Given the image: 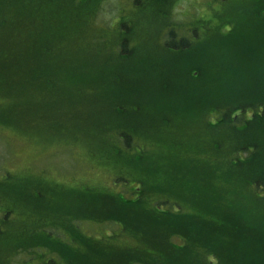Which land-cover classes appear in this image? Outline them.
I'll return each instance as SVG.
<instances>
[{
  "label": "trees",
  "instance_id": "trees-1",
  "mask_svg": "<svg viewBox=\"0 0 264 264\" xmlns=\"http://www.w3.org/2000/svg\"><path fill=\"white\" fill-rule=\"evenodd\" d=\"M111 1L0 0L2 121L36 120L53 135L71 125L78 138L83 133L73 129L80 123L79 113L84 114L81 121L98 113L105 89L107 96L123 90L126 98L143 89L145 83L137 79L140 71L151 70L152 90L163 97L181 93L176 88L182 87L185 98L163 103L166 113L146 130L98 118L92 127L85 123L99 145L92 144L91 155L100 164H113L115 181L123 185L122 191L102 198L106 206L100 209L106 216L97 219L111 223L110 243L115 236L138 239L122 249L133 253L128 263H122V254L116 253V260L106 256L107 247L96 243L95 252L85 258L99 256L95 264H172L182 256V264H233L239 253L232 239L248 232L238 229L244 222L239 215L242 204L253 198L264 205V0H246V7L233 14L229 7L225 13L219 10L226 0H215L214 5L206 4L212 16L192 13L186 19H178L174 11L177 0ZM152 26L154 45L149 48ZM124 71L132 77H124ZM6 96L9 106L1 109ZM126 98H116L106 112L126 113ZM188 125L197 126L189 127L199 131L195 141L181 133ZM153 138L167 143L153 150ZM136 166L141 171H134ZM6 194L0 187V234L8 236L15 218L10 216L13 207L3 204ZM88 198L65 201L98 208ZM208 203L219 206L215 210L220 218L205 212L210 211ZM57 223L52 227H67ZM45 226L40 229L47 237L30 243L11 237L6 239L7 250L16 258L18 251H25V264H32L45 249L53 254L54 236ZM77 230L79 226L70 227L72 239H80ZM225 232L228 247L216 251L214 244ZM206 236L213 245L202 244ZM56 251L67 263L81 254L74 248ZM18 259L15 264L21 263ZM52 259H40L39 264H55Z\"/></svg>",
  "mask_w": 264,
  "mask_h": 264
},
{
  "label": "rangeland",
  "instance_id": "rangeland-1",
  "mask_svg": "<svg viewBox=\"0 0 264 264\" xmlns=\"http://www.w3.org/2000/svg\"><path fill=\"white\" fill-rule=\"evenodd\" d=\"M118 1L112 0L111 2L117 3ZM229 2L230 0L228 2L226 0L225 6H221L219 10L225 13V11L227 12L225 7H229L233 14L239 12L238 9L242 10L246 7V0H232L231 2L233 3ZM215 3V0H177L174 11H176L178 19H186L192 13H197L196 17H209L214 14V11L210 10L206 4L214 5ZM216 5L220 6V3ZM108 15L110 16V14ZM216 22H218V19H216ZM154 29L155 27L152 26L148 31L147 43L149 48L154 45ZM145 71L147 74L140 71L137 75V79L145 83L143 89L137 91L134 95H129L126 98V96L122 95L124 91L119 90L120 93H108L112 96H107V90L105 89L104 92L106 93L103 94L106 96H103V100L98 104V113L91 115L90 118H86L85 115L82 121L81 117L84 114L81 115L79 113L81 124L78 123L73 129L75 133H83L78 138L71 133V125L63 127L64 131L60 135H53L52 131L47 130L44 124L36 120H28L23 123L19 118L14 117V120L10 123L9 121H2L4 119L0 116V187L3 191L7 190L5 196L7 200H4L3 204L13 207L10 216L15 218L12 233H9L10 235L8 236H6L7 233L0 234V264H15L17 258H19L20 264H25V262L22 263L21 258L27 257L25 251H18L16 253L18 257H14V252L11 253L6 248V239L15 237V239L30 243V240H37L41 235L47 237L40 229L42 225L45 226L44 224L48 226L46 230H49V234L51 230L52 236H54L52 239V244L54 245L52 251L54 253L50 254L51 251L45 249L42 251L44 255L40 252L35 255L36 258H34L32 264H39L40 259L44 260V258L48 257L53 258L52 261L55 264H95V260H98L99 256H96L92 261L85 258L87 253L91 255L95 252V247H92L95 243L107 247L109 253H105L106 256L110 255L115 260L119 258V255H115L116 253L122 254V263H128L131 258L133 259V253L122 249L128 250L125 246L137 243L138 239H132L130 236L124 235L115 236L114 242L110 243V239L107 236L110 233L112 234L111 223L109 222L105 225L103 221L101 222V220L97 219L98 217L106 216L103 209H100V207L106 206L102 203V198L107 197L106 194H114L118 189L122 191L123 185L119 181H115L114 172L116 171L111 166L113 164L110 166L100 164L91 155L92 144L96 148L99 145H96L90 138L92 133L90 127L98 122L96 119L98 118L105 122L113 120V122H123L128 125H134L137 129L146 130L148 124L152 126L155 119L160 120L159 117L166 113L165 106L163 107L165 102L171 103L177 97L185 98L186 91L182 87L176 88L181 93L169 97H163V94L152 90L151 70L146 69ZM123 73L125 74L123 76L128 79L132 77L130 71H124ZM183 87L187 88L184 85ZM77 98L76 96L75 99ZM116 98L120 100L126 98L129 103L128 111L120 116H112L106 112ZM1 103V109H7L10 103L9 97L6 96ZM132 103L137 104L133 106L131 105ZM47 119L52 121V117ZM87 121L90 127L86 126L85 123ZM173 121L180 122V117L175 114ZM84 126L83 130L79 129ZM190 126L197 129V126L188 125V127H183L181 133L186 140L195 141L199 131L193 132L189 128ZM120 140L115 139L116 142H120ZM133 141L137 142V139L134 138ZM151 141H153L152 138H150ZM138 142L140 143V141ZM164 142L166 141L156 140V143L152 146L153 150L160 149V143L165 144ZM102 143L107 142L102 141ZM149 151L145 153L147 157L151 155ZM134 171H141V167L136 166ZM47 181L51 182V184L47 185ZM59 185L66 188L59 189L61 188H58ZM88 195L89 198L87 197ZM68 197L75 200V202H84L87 198L88 200L91 198L92 201H90L98 204V208L85 207L78 203L75 204L73 201H65L68 200ZM58 198H60L61 202L58 201ZM205 203L207 202L203 204ZM211 205V203L207 204L210 211L208 212L205 209V212L214 213L220 218L221 214L215 210L219 206L214 205L213 207ZM242 207L244 209L239 211V215L244 222L240 223L238 229L248 232L246 234L243 233V237L232 239V245L238 248L236 251L239 253L236 254L233 264H264V212L261 211L264 205L250 198L248 202L242 204ZM44 211L49 213L43 214ZM233 214L234 211L231 212V215ZM83 219L84 221L80 223ZM58 221L67 227H52L53 224L60 225L57 223ZM76 226L80 227V230H77V237H80L79 240L72 239L70 236L72 231L71 233L69 232L70 227ZM86 239L91 240V242ZM210 239V237L206 240L202 238L203 241L201 240V242L206 244V246L213 245L209 241ZM174 241L182 243L181 238H176ZM228 241L229 237L227 232H225L224 239L215 242V250L223 252L224 249L221 247H228ZM108 246L110 247L108 248ZM73 248L75 251H79L81 256L78 255V258H75L76 261H71V263H67L56 251V249H60L67 253L69 249ZM47 260L49 261L50 259ZM171 262L172 264L184 263L182 256L175 257ZM191 263L196 264L195 260H192Z\"/></svg>",
  "mask_w": 264,
  "mask_h": 264
}]
</instances>
